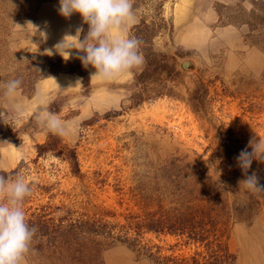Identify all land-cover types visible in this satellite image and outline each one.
Listing matches in <instances>:
<instances>
[{
    "label": "rangeland",
    "instance_id": "rangeland-1",
    "mask_svg": "<svg viewBox=\"0 0 264 264\" xmlns=\"http://www.w3.org/2000/svg\"><path fill=\"white\" fill-rule=\"evenodd\" d=\"M51 3L59 7V0H0V82L22 81L12 100L0 88L7 114L0 118V174H22L32 187L26 221H100L118 232L135 226L130 218L142 214L144 199L167 197L173 166L190 167L203 177L194 179L196 188L215 204L221 196L236 206L259 202L249 221L211 215L237 264H264V192L240 184L237 173L246 176L236 159L254 151V137L264 138V0H133L128 35L141 41L144 63L111 81L91 79L95 69L78 58L89 25L79 13L53 14ZM66 32L75 38L70 56L55 48ZM37 93L70 128L67 136L37 125ZM55 139L76 151L80 175L53 151L39 155ZM253 173L264 186V160L253 159ZM128 238L141 245L105 249L104 264H153L157 255L196 249L171 235L143 231L140 238L130 230ZM31 249L26 264H50L39 237Z\"/></svg>",
    "mask_w": 264,
    "mask_h": 264
},
{
    "label": "trees",
    "instance_id": "trees-1",
    "mask_svg": "<svg viewBox=\"0 0 264 264\" xmlns=\"http://www.w3.org/2000/svg\"><path fill=\"white\" fill-rule=\"evenodd\" d=\"M47 150L68 161L72 173L80 175V165L74 149L55 139L53 143L40 148L39 155ZM173 167L174 175L166 182L167 197L144 199L142 214L130 218L131 225L133 223L135 226H122L120 231L116 232L115 226L102 225L100 221H81L69 226H51L54 220L45 223L28 221L30 227L37 229L34 236L39 237L42 246L51 253L47 258L50 264H104L102 252L105 249L117 243L130 242L131 246H135L136 242L141 245L140 239L128 238L130 230H135L140 238L143 231L175 236L184 240L185 245L196 247L193 253L188 255L172 253L154 257L151 253L150 256L154 257L153 264H237V258L217 239L215 217L211 214L219 211L227 220L234 215L238 219L249 221L260 211L259 202L250 199L249 204L236 206L228 198L221 196L218 198L219 203L215 204V201L196 188V181H202V176L190 171V167ZM196 175L199 177L196 178ZM188 177L193 178L190 180L191 183L195 182L194 185L189 186ZM243 177L244 175L237 173V180H244ZM209 181L207 179V184L211 185ZM155 208L156 210L151 211Z\"/></svg>",
    "mask_w": 264,
    "mask_h": 264
},
{
    "label": "clouds",
    "instance_id": "clouds-1",
    "mask_svg": "<svg viewBox=\"0 0 264 264\" xmlns=\"http://www.w3.org/2000/svg\"><path fill=\"white\" fill-rule=\"evenodd\" d=\"M58 11L65 18L79 13L83 22L89 25L87 36L80 42L81 48L77 49L85 53L78 57L82 64L86 68L91 65L95 69L91 79L99 77L111 81L144 63L140 52L141 41L128 35L129 27L135 23L133 0H59ZM76 31L78 35L83 32V28L78 27ZM56 48L64 49L65 54L70 56L67 50L76 46L66 47L65 39ZM21 83L20 79L0 82L4 97L12 100ZM36 101L41 105L35 115L37 125L53 135L67 136L70 128L48 111L47 100L37 93ZM15 111L18 117L23 114L19 105L15 106ZM6 116L5 112H0V118L4 120ZM250 144L254 151L250 153L247 149L242 150L236 158L246 176L240 184L253 193L264 192V186L259 184L257 175H247L253 159L264 160V138L257 140L254 137ZM31 194L32 187L22 174H17L14 180L0 174V264H26L37 231L29 226L23 211L25 198Z\"/></svg>",
    "mask_w": 264,
    "mask_h": 264
},
{
    "label": "crops",
    "instance_id": "crops-1",
    "mask_svg": "<svg viewBox=\"0 0 264 264\" xmlns=\"http://www.w3.org/2000/svg\"><path fill=\"white\" fill-rule=\"evenodd\" d=\"M45 6H46L47 9H50V11H54V10H55V11L53 12V14H55V12H57L56 15H57V14L60 15L59 11H57L59 7L57 8L55 4H52V3H51V4H48V5H45ZM46 8H45V9H46ZM56 9H57V10H56ZM73 15H74V14H73ZM73 15H72V16H73ZM61 16H62V15H61ZM72 16H71V17H72ZM62 17H63V16H62ZM64 18H65V17H64ZM66 19H67V18H66ZM66 21H67V20H66ZM70 22H71V21H70ZM70 22H69V23H70ZM69 23H67V24H69ZM69 25H70V24H69ZM53 32H54V31L52 30V33H53ZM55 32H56V30H55ZM53 34H54V33H53ZM65 34H66V35H64L63 38L60 39V41L58 42V44H60L61 42H63V41L66 39V46H69L68 43H72L73 39H75V38H73V37L71 36L72 34L70 35V33H68V32H66ZM53 37H54V36H53ZM58 44H57V45H58ZM67 44H68V45H67ZM55 48H56V47H55ZM60 49H61V48H58V50H60ZM60 51H62V49H61ZM57 52L60 53L59 51H57ZM64 52H65V51L63 50V53H64ZM58 55H59V54H58Z\"/></svg>",
    "mask_w": 264,
    "mask_h": 264
}]
</instances>
